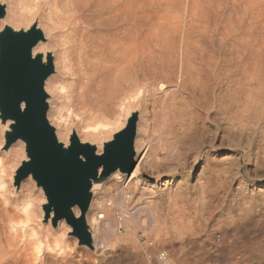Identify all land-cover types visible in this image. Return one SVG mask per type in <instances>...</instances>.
I'll list each match as a JSON object with an SVG mask.
<instances>
[{
  "label": "bare ground",
  "instance_id": "obj_1",
  "mask_svg": "<svg viewBox=\"0 0 264 264\" xmlns=\"http://www.w3.org/2000/svg\"><path fill=\"white\" fill-rule=\"evenodd\" d=\"M189 1L182 0L175 11L167 1L171 9L165 11V0H2L6 17L1 24L15 29L37 24L46 43L35 53L53 54L55 73L45 89L48 119L60 142L76 134L81 142L97 145L101 154L103 144L126 126L131 114H138L135 168L129 174L117 171L92 189L87 223L93 248H80L98 262L107 258L120 227L132 231L142 214L149 224L155 222L148 206L134 199L140 177L158 163L166 143L178 148L201 112L222 108L226 90L251 99L253 86L263 82L255 72L264 54V17L257 15L260 7L254 9L261 1L264 13V0ZM147 76L157 78L147 82L150 88L142 86ZM24 152L22 141L5 148L0 129V264H33L35 251L69 259L74 241L67 239L71 229L65 221L54 227L51 215L44 229L33 226L44 200L31 177L15 182ZM173 174L158 173L150 192L164 176L169 185Z\"/></svg>",
  "mask_w": 264,
  "mask_h": 264
},
{
  "label": "rangeland",
  "instance_id": "obj_2",
  "mask_svg": "<svg viewBox=\"0 0 264 264\" xmlns=\"http://www.w3.org/2000/svg\"><path fill=\"white\" fill-rule=\"evenodd\" d=\"M167 1L172 4L173 11L182 2ZM167 1L163 0L166 4L163 3L162 7L170 11ZM188 1L182 3L187 4ZM259 1L254 0L255 3ZM259 3L254 11L260 7L257 15L263 19ZM163 11L162 16L166 14ZM258 57L261 59L257 61L262 66L255 74L264 85V54ZM147 77L144 82L147 85L142 86L150 88L149 84L160 76L155 79ZM262 83L261 86H253L257 88L251 99L246 94L243 96L244 92L231 94L226 90L224 96L227 94V97L222 99L220 110L201 112V119L196 121L185 138L179 135L183 138L177 144L179 147L166 143L164 153L161 152L158 163L153 165L154 169L148 166L140 177L142 181L134 200L138 205L148 206L155 222L149 224L147 215L142 214L132 231L120 227L117 240L113 238L110 241L112 247L104 261L98 262L89 250L78 246L76 238L68 236L67 239L76 242L70 243L73 247L71 258L65 259L60 253L44 255L35 251L37 260L33 264H264ZM242 98L247 99L245 103ZM169 171L175 173L169 185H165L168 177L163 175L162 181L150 192L153 177ZM10 182L14 188L12 175ZM40 196L42 201V193ZM45 224L41 221L39 207V216L33 226L38 231L44 229ZM161 253H167L169 263L161 260Z\"/></svg>",
  "mask_w": 264,
  "mask_h": 264
},
{
  "label": "water",
  "instance_id": "obj_3",
  "mask_svg": "<svg viewBox=\"0 0 264 264\" xmlns=\"http://www.w3.org/2000/svg\"><path fill=\"white\" fill-rule=\"evenodd\" d=\"M5 17L6 7L0 0V129L5 148L19 141L25 144V158L15 182L31 177L44 200L42 223L51 215L54 227L65 221L71 229L69 237L76 238L79 247L91 249L87 213L93 186L117 171L129 174L135 168L138 114H131L126 126L103 144L101 154L97 145L81 142L76 134L70 135L66 144L60 142L48 119L49 95L45 89L46 81L55 73L54 57L51 52L35 53L39 44L46 43L45 35L37 24L19 29L2 25ZM75 209L79 210L78 217Z\"/></svg>",
  "mask_w": 264,
  "mask_h": 264
},
{
  "label": "built area",
  "instance_id": "obj_4",
  "mask_svg": "<svg viewBox=\"0 0 264 264\" xmlns=\"http://www.w3.org/2000/svg\"><path fill=\"white\" fill-rule=\"evenodd\" d=\"M117 217H119V220L122 219V216L119 215L118 213H117ZM160 258H161V260H162L163 262H165V263H169V262H168V257H167V255H166V253H161V254H160Z\"/></svg>",
  "mask_w": 264,
  "mask_h": 264
}]
</instances>
